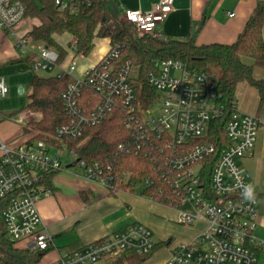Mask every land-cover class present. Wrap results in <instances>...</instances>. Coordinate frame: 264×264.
Returning <instances> with one entry per match:
<instances>
[{
    "label": "built area",
    "instance_id": "2783aa9c",
    "mask_svg": "<svg viewBox=\"0 0 264 264\" xmlns=\"http://www.w3.org/2000/svg\"><path fill=\"white\" fill-rule=\"evenodd\" d=\"M83 1L87 0H54L59 9L70 12H77ZM171 8L172 0H157L148 10L121 5L118 19L134 25L139 35L154 33L157 23L164 20ZM24 17L21 0H0V28L5 33L15 34L14 27ZM67 42L68 38L61 43L67 54L59 61L58 50L32 41L26 33L15 38L17 51L29 58L34 73L53 72V76L69 78L61 95L68 119L55 129L54 139L61 146L42 139L11 146L0 137V199L11 197L1 212L7 236L16 242L26 241V247L37 252H44L52 245L53 235L43 227L37 204L51 193L46 182L48 176L64 168L59 153L64 146L70 158L77 160L75 164L80 166L84 177L110 189L114 178L111 165L87 164L67 145L121 106L126 114L125 127L132 137L120 143L118 150L149 155L157 177L168 188L169 202L165 205L176 210L179 223H205L191 241L178 243L171 249L168 264H256L255 249L264 250V239L253 233L257 225V199L249 172L237 161L251 154L264 123L255 115L235 112L224 127L229 144L212 161L207 179L204 171L215 153V145L198 139L204 136L210 121L221 113L215 82L207 72L190 71L179 59L160 61L156 70L147 75L159 96L158 114L148 117L146 113L150 109L146 111L136 105L134 84L138 66L129 61L115 62L120 45L112 46L109 42L106 52L79 77L75 74L74 61L80 55H75ZM83 89L96 95L93 106L86 107L80 102ZM8 91L1 77L0 96ZM31 114L28 110L20 111L11 118L28 121ZM127 177V173L123 174L122 182ZM151 183L148 178L143 181V185ZM247 187L253 190L254 198L245 197ZM154 246L151 230L132 223L49 264H98L126 251L147 255Z\"/></svg>",
    "mask_w": 264,
    "mask_h": 264
},
{
    "label": "trees",
    "instance_id": "16d2710c",
    "mask_svg": "<svg viewBox=\"0 0 264 264\" xmlns=\"http://www.w3.org/2000/svg\"><path fill=\"white\" fill-rule=\"evenodd\" d=\"M21 1L25 6V16L37 21L26 32V36L32 41L43 42L58 50L59 61L64 60L67 54L66 47L57 38L63 35L68 36V47L75 55L80 56L90 53L97 38L107 37L112 46L120 45L119 56L115 62L129 61L138 66L134 90L139 109L147 111L158 101V93L148 82L147 75L156 70L160 61L168 58L179 59L190 71L207 72L215 82L216 102L221 109L220 115L210 121L204 136L198 139L215 145V153L210 157L204 171L207 179L212 161L229 144L224 127L226 121L236 112L237 84L247 81L264 97V79L253 77L254 66L264 68V4L258 3L254 7L233 42L196 44L194 35L189 38L164 37L156 31L139 35L134 25L118 19V9L113 0L83 1L77 12L59 9L54 0ZM68 81L69 78L64 75L57 77L32 74L31 92L25 108L36 115L23 125L24 133L31 135L26 140H48L51 145L61 146L54 139V135L56 127L68 119L61 96ZM96 101L97 97L91 91L82 90L80 102L83 105L91 107ZM125 119L126 114L122 107L117 106L99 124L86 128L80 138L68 142L67 147L75 149L79 158L87 164L98 162L111 165L110 173L114 178L110 192H115L116 189L138 191L156 202L167 204L168 188L157 177L149 155L142 152L122 153L118 150L120 143L127 142L132 137L125 127ZM85 138L86 141L79 144ZM54 173L48 176L47 183ZM125 173L128 177L122 182V175ZM146 178L152 180L150 185H143ZM10 201V196L0 199V264H39L45 251L37 252L28 247H19L6 234L1 212ZM145 258L146 255L126 251L107 264H141Z\"/></svg>",
    "mask_w": 264,
    "mask_h": 264
},
{
    "label": "crops",
    "instance_id": "0c3cea01",
    "mask_svg": "<svg viewBox=\"0 0 264 264\" xmlns=\"http://www.w3.org/2000/svg\"><path fill=\"white\" fill-rule=\"evenodd\" d=\"M113 2L116 9L122 5L127 9L148 10L157 0ZM258 3L264 4V0H172L171 10L162 22L157 23L155 31L164 37L189 38L194 35L196 44L231 43L242 31ZM229 13L233 15L229 16ZM36 22L32 19V23L28 22L30 24L27 27L23 26L24 21L20 22L14 27L13 35L5 33L0 28V67L7 64L12 70L22 67L24 61L29 64V58L17 51L15 38L16 35L25 34ZM63 36L68 38L67 35ZM109 42V38H103L96 58L89 62L90 65H79V71L82 72L86 67L96 63L106 52ZM32 74L54 75L53 72L33 71ZM253 77L264 79V68L254 66ZM10 81L11 78L8 81L9 91ZM235 97L236 112L255 115L264 123V97L260 96L254 86L247 81L239 82L235 89ZM1 130L2 140L7 143H18L16 129ZM237 162L249 172L255 189L258 214L253 233L260 238L259 234L264 233V127L258 130L251 154L239 158ZM74 165L67 161L63 169L50 176L48 185L51 193L37 204L43 227L53 235V243L44 252L39 264H49L132 223L147 226L152 232L155 244H158L146 255L141 264H168L170 251L176 244L189 242L202 231L198 227L199 221L191 225L179 223L177 212L172 207L143 196L138 191L119 189L110 192L100 183L84 177L82 169L72 170L71 167ZM22 242V246L19 247H26V241ZM255 254L256 264H264V250L256 248ZM111 260L113 259L105 258L98 264H107Z\"/></svg>",
    "mask_w": 264,
    "mask_h": 264
},
{
    "label": "rangeland",
    "instance_id": "374dc122",
    "mask_svg": "<svg viewBox=\"0 0 264 264\" xmlns=\"http://www.w3.org/2000/svg\"><path fill=\"white\" fill-rule=\"evenodd\" d=\"M22 21H24V25H23L24 27H27L30 24L28 22L32 23V19L27 16H25ZM57 38L58 41H60V43H65L67 39L66 36H62V37L60 36V38L59 37ZM102 42H103V38L95 39L94 47L87 56H84V58L82 59L79 56L76 57L74 62L76 64L75 74L77 76L81 77L83 74V71L82 72L79 71V65L89 64V62L93 61L96 58L97 54L99 53L100 50L99 48L101 46L100 44ZM23 64L24 65L22 67L14 68L12 70L10 66L7 64H3V66L0 67V78L3 77L7 85L9 84L8 83L9 78H11L10 81L11 91H8V93L5 96H0V131H2L1 128L2 129L4 128V130L7 131H14L15 129L16 131H18V135H17L18 143L16 142L7 143L5 141L8 145L11 146L18 145L22 143L24 140L31 137L30 134L29 135L25 134L23 131V125L26 122L25 119L19 122L10 118L13 113L27 110V108H25V105L28 101V94L31 92L30 79L32 76V71L30 69V61L29 64L26 61H24ZM158 109H159L158 104H156L146 113V115L148 117L156 116L158 114ZM35 115L36 114L32 113L30 117H33ZM86 139L87 138H85L79 144L84 143ZM62 148L63 150L59 151V153L61 155V159L63 163L67 164V161H69L71 164H75L77 160L74 158H70L65 146ZM71 169L78 171L81 168L79 165L75 164L74 166L71 167ZM198 227H200V230H202L205 227V223L200 221L198 223ZM259 236L260 239L261 238L264 239V233H260ZM16 243L19 244L17 246H22L23 242L17 241Z\"/></svg>",
    "mask_w": 264,
    "mask_h": 264
},
{
    "label": "clouds",
    "instance_id": "9594fccd",
    "mask_svg": "<svg viewBox=\"0 0 264 264\" xmlns=\"http://www.w3.org/2000/svg\"><path fill=\"white\" fill-rule=\"evenodd\" d=\"M245 197L246 198H254V193H253V190L251 189V187H247L245 189Z\"/></svg>",
    "mask_w": 264,
    "mask_h": 264
}]
</instances>
